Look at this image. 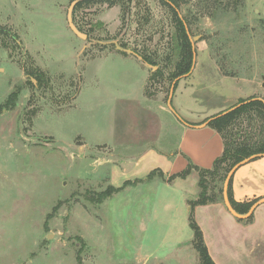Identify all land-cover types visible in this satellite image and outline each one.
I'll list each match as a JSON object with an SVG mask.
<instances>
[{
  "label": "rangeland",
  "instance_id": "374dc122",
  "mask_svg": "<svg viewBox=\"0 0 264 264\" xmlns=\"http://www.w3.org/2000/svg\"><path fill=\"white\" fill-rule=\"evenodd\" d=\"M178 1L195 65L172 81L175 26L161 0H0V105L19 91L0 111V264H200L188 215L162 208L159 175L98 199L115 155L96 144L115 142L114 108L144 103L146 90L172 144L182 84L194 116L264 99V0ZM143 54L163 76L149 79L158 66Z\"/></svg>",
  "mask_w": 264,
  "mask_h": 264
},
{
  "label": "crops",
  "instance_id": "0c3cea01",
  "mask_svg": "<svg viewBox=\"0 0 264 264\" xmlns=\"http://www.w3.org/2000/svg\"><path fill=\"white\" fill-rule=\"evenodd\" d=\"M182 85L176 88L180 94L176 111L181 123H171L172 133L177 131L179 137L172 144L169 143L170 136L163 133L162 124L168 120L166 116L163 117L162 104L157 98L147 95L145 89L144 103L131 106L128 112H118L114 108L117 123L112 136L115 142L112 145L108 142L96 144L106 145L115 155L113 160L110 159L114 163L112 174L107 176L111 185L121 187L126 181L143 179L129 185L140 189L148 182L146 177L152 170L159 168L168 177L185 169L189 161L202 168H211L221 156L224 140L219 132L208 125L207 119L231 106L215 108L214 105L194 116L193 108L199 106V101L195 97L184 100L183 95L192 88H188L186 83ZM159 143H163L164 147H159ZM198 181L199 174L195 170L186 178H177L172 183L161 178L154 179L155 183L163 186L161 195L165 212L183 209L189 215L188 200L197 198L200 191ZM231 194L237 202L264 199V156L252 159L235 170ZM195 216L216 264H264V203L254 210L249 223L241 220L246 218L234 216L222 202L196 206Z\"/></svg>",
  "mask_w": 264,
  "mask_h": 264
},
{
  "label": "trees",
  "instance_id": "16d2710c",
  "mask_svg": "<svg viewBox=\"0 0 264 264\" xmlns=\"http://www.w3.org/2000/svg\"><path fill=\"white\" fill-rule=\"evenodd\" d=\"M117 1L125 2L128 0H79L77 7L85 5H93L97 3H108L113 5ZM168 5L173 13L175 31L173 34V51L174 63L169 73L170 79L176 80L191 73L194 66V49L186 28V20L180 17L178 8L180 3L178 0H161ZM142 60L150 65L158 66L157 70L152 71L150 80L156 76H163L164 70L149 55L143 54ZM33 75L37 78L41 85L49 81L46 74L35 70ZM179 81L175 83L174 91ZM19 91H13L5 104L0 105L1 108L7 106L13 108L16 105ZM264 100V99H263ZM256 96L250 98H241L235 105V109L227 113L221 112L220 115L207 119L208 125L219 132L224 140V150L218 157L211 168H202L189 161L185 169L178 173H174L168 177L159 168L152 170L146 179H152L155 175H159L162 180L172 183L177 178H186L193 170L199 174V194L195 199H189V225L193 230V247L198 252L200 264H216L211 257L207 245L204 240L202 228L196 220L195 208L198 205L223 202V183L230 170L238 163L257 155L255 158L264 156V101ZM229 108V109H230ZM143 179L134 181H126L121 187L109 185L105 190L98 194V199L104 200L107 197L118 193L129 185L142 182ZM233 175L229 182L228 194L231 205L240 214H246L259 199H253L245 202H237L231 194ZM219 183L221 185L219 186ZM253 214L241 219L247 223L251 222Z\"/></svg>",
  "mask_w": 264,
  "mask_h": 264
},
{
  "label": "water",
  "instance_id": "95a60500",
  "mask_svg": "<svg viewBox=\"0 0 264 264\" xmlns=\"http://www.w3.org/2000/svg\"><path fill=\"white\" fill-rule=\"evenodd\" d=\"M73 29L81 36H83L82 34L79 33V31L73 26ZM197 38H194V41L196 40ZM193 41V42H194ZM194 49V48H193ZM194 65H195V60H194ZM194 68V66H193ZM193 70V69H192ZM0 71H3V68H0ZM192 72V71H191ZM184 77V76H183ZM180 79V78H179ZM174 87H175V83L172 85V88H171V92H170V95H169V99H168V106L173 110L175 111V109L173 108V105H172V99H173V94H174ZM262 87L264 88V76L262 77ZM261 100H263L262 98H259ZM264 101V100H263ZM238 106V105H237ZM237 106L235 107H232L226 111L223 112L224 113H227L228 111L230 110H233L235 109ZM222 114V113H221ZM220 115V114H219ZM180 116L178 115V118ZM209 122V121H208ZM257 155H252L251 157L247 158V159H244L243 161H241L240 163L236 164L231 170L230 172L227 174V177L225 179V182H224V187H223V198H224V203L227 207V209L236 217L238 218H248L249 216H251L254 212V210L259 206L261 205L262 203H264V199H260L258 200L256 203H254L252 205V207L250 208V210L248 211V213L246 214H240L238 213L234 208L233 206L231 205V202H230V199H229V194H228V188H229V182H230V179L232 177V175L234 174L235 170L241 166L242 164L252 160L253 158H255Z\"/></svg>",
  "mask_w": 264,
  "mask_h": 264
}]
</instances>
